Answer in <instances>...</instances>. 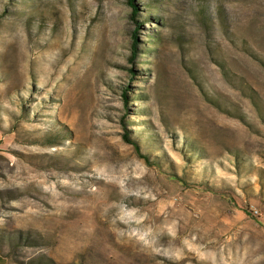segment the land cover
<instances>
[{
	"label": "rangeland",
	"instance_id": "374dc122",
	"mask_svg": "<svg viewBox=\"0 0 264 264\" xmlns=\"http://www.w3.org/2000/svg\"><path fill=\"white\" fill-rule=\"evenodd\" d=\"M134 1L0 0V264H264V0Z\"/></svg>",
	"mask_w": 264,
	"mask_h": 264
},
{
	"label": "trees",
	"instance_id": "16d2710c",
	"mask_svg": "<svg viewBox=\"0 0 264 264\" xmlns=\"http://www.w3.org/2000/svg\"><path fill=\"white\" fill-rule=\"evenodd\" d=\"M128 3L132 7V13L130 15L131 18H133L134 20H136L138 22V19L135 17V15L138 14V6H137V3L134 0H128ZM137 26L139 27L140 24H137ZM137 31H138V29H135L134 32L132 33V49H131V53H130V56H129V59L131 61H133L134 58L136 57V53H137V49H138V45H137V34H136ZM122 96L124 97V99H125L124 103L126 104V102H127V90H124L122 92ZM121 120H122L123 127H124V132L121 135L122 136V139L126 143L130 144L134 148V151L136 152L135 154L138 157L142 158L147 164L159 165V162L155 158H151V156H149L148 154H145V152L143 151V148H142V145H141L140 141L138 139H136L134 136H132L131 129L126 126V122L124 120V117L121 118ZM196 152H198L197 149H196ZM171 176L177 178L179 181L185 183L186 185L188 184L185 181V178H180L179 176H177L175 174H171ZM202 184L208 190L215 191L214 190L215 188L213 186H209L208 184H205V183H202Z\"/></svg>",
	"mask_w": 264,
	"mask_h": 264
}]
</instances>
